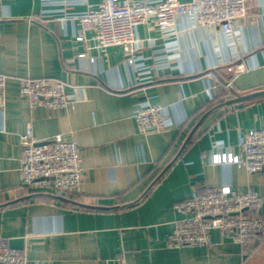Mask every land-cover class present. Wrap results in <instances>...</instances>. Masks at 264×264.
<instances>
[{"label":"crops","instance_id":"crops-1","mask_svg":"<svg viewBox=\"0 0 264 264\" xmlns=\"http://www.w3.org/2000/svg\"><path fill=\"white\" fill-rule=\"evenodd\" d=\"M97 1L0 0V238L30 264H264V239L246 247L215 231L210 247L167 242L186 217L176 205L194 193L226 187L264 198V170L212 163L216 152L241 155L247 132L264 129V95L253 96L264 93V3L249 2L230 36L189 17L166 33L138 26L127 56L81 36ZM41 78L66 82L76 104L32 109L20 87ZM147 105L162 107L166 130L140 131L135 116ZM28 128L37 141L80 145L81 194L24 186Z\"/></svg>","mask_w":264,"mask_h":264},{"label":"built area","instance_id":"built-area-1","mask_svg":"<svg viewBox=\"0 0 264 264\" xmlns=\"http://www.w3.org/2000/svg\"><path fill=\"white\" fill-rule=\"evenodd\" d=\"M249 2L264 0H196L189 3L180 0H98L80 21L84 38L92 32L99 49L123 47L127 56L136 49L135 28L153 24L159 31H172L180 17H189L199 27L220 28L225 35L235 32L237 21L247 15ZM240 67L228 65L231 75ZM231 83L227 86L230 87ZM7 78L0 74V110L6 106ZM68 84L51 78L25 79L20 94L29 101L32 109H67L76 101L68 93ZM143 133L162 132L169 123L159 105H147L135 116ZM20 177L24 186L41 189L58 195L81 194L85 172L82 167L81 147L75 140L58 138L37 141L31 128L21 137ZM242 154L216 152L214 165L234 164L249 173L264 170V129L247 132L241 145ZM264 206V198L254 191H229L226 187L194 193L190 199L176 205L186 217L167 237L169 246L210 247L213 233L219 231L226 238L246 247L264 239V215L258 214ZM0 264H30L27 257L14 248L9 240L0 238Z\"/></svg>","mask_w":264,"mask_h":264},{"label":"water","instance_id":"water-1","mask_svg":"<svg viewBox=\"0 0 264 264\" xmlns=\"http://www.w3.org/2000/svg\"><path fill=\"white\" fill-rule=\"evenodd\" d=\"M261 95H264V93H258V94H255V95H253V96H261ZM248 98H252V97H247V99ZM246 98H240V101L241 100H245Z\"/></svg>","mask_w":264,"mask_h":264}]
</instances>
